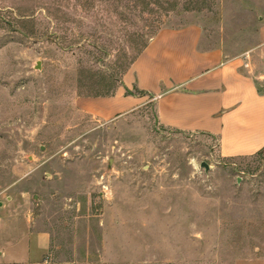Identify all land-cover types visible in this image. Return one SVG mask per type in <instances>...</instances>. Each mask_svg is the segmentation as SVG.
I'll return each instance as SVG.
<instances>
[{
  "label": "rangeland",
  "instance_id": "1",
  "mask_svg": "<svg viewBox=\"0 0 264 264\" xmlns=\"http://www.w3.org/2000/svg\"><path fill=\"white\" fill-rule=\"evenodd\" d=\"M259 16L264 0H0V264H264V150L221 158L153 101L85 108L159 31L198 24L235 56Z\"/></svg>",
  "mask_w": 264,
  "mask_h": 264
},
{
  "label": "crops",
  "instance_id": "2",
  "mask_svg": "<svg viewBox=\"0 0 264 264\" xmlns=\"http://www.w3.org/2000/svg\"><path fill=\"white\" fill-rule=\"evenodd\" d=\"M258 43L230 56L200 46L202 29L189 24L153 37L108 97L85 108L103 121L154 103L160 126L214 138L221 158L264 150V16Z\"/></svg>",
  "mask_w": 264,
  "mask_h": 264
},
{
  "label": "water",
  "instance_id": "3",
  "mask_svg": "<svg viewBox=\"0 0 264 264\" xmlns=\"http://www.w3.org/2000/svg\"><path fill=\"white\" fill-rule=\"evenodd\" d=\"M38 68H39V64H36L35 69H38ZM200 167L203 168L206 172H207L208 169H209V166H208L206 163H204V162H202V163L200 164Z\"/></svg>",
  "mask_w": 264,
  "mask_h": 264
},
{
  "label": "trees",
  "instance_id": "4",
  "mask_svg": "<svg viewBox=\"0 0 264 264\" xmlns=\"http://www.w3.org/2000/svg\"><path fill=\"white\" fill-rule=\"evenodd\" d=\"M145 47H146V46H145ZM145 47H144V48H145ZM144 48H143V49H144ZM140 53H141V52H140ZM140 53H139V54H140ZM139 54H138V55H139ZM138 55H137V56H138Z\"/></svg>",
  "mask_w": 264,
  "mask_h": 264
}]
</instances>
